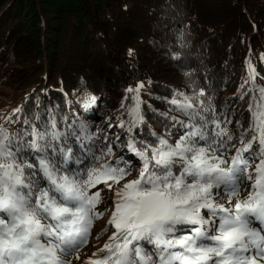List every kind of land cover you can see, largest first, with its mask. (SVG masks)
<instances>
[{
	"label": "snow or ice",
	"instance_id": "1",
	"mask_svg": "<svg viewBox=\"0 0 264 264\" xmlns=\"http://www.w3.org/2000/svg\"><path fill=\"white\" fill-rule=\"evenodd\" d=\"M249 71L254 81L250 63ZM143 88L139 83L127 89L133 102L127 109V149L142 163L134 179H127L130 161L108 159L110 143L100 155L92 152L90 167H80L91 152L85 141L92 139L83 124L61 130L53 114L40 124L23 121L22 131L0 124V264H70L66 258L88 243L95 221L104 215L96 210L101 184L114 195L105 228L114 231L85 264H257V258L264 259V87L253 98L250 138L242 132L238 148L229 113L218 111L203 88L192 95L174 91L167 100L172 107L159 114L186 129L179 139L170 142L167 134L152 132L153 141H137L132 133L146 123ZM96 100L90 97L85 108ZM70 138L86 151L77 155ZM254 142L259 145L255 161L245 155ZM230 148L235 155L226 158Z\"/></svg>",
	"mask_w": 264,
	"mask_h": 264
},
{
	"label": "trees",
	"instance_id": "2",
	"mask_svg": "<svg viewBox=\"0 0 264 264\" xmlns=\"http://www.w3.org/2000/svg\"><path fill=\"white\" fill-rule=\"evenodd\" d=\"M249 63L256 73L251 92ZM2 83L9 92L0 124L10 131H22L25 120L40 124L50 114L58 116L61 130L65 124L86 126L91 152L82 168L105 143L114 146L109 160L124 159L112 128L101 124L108 116L130 118L127 89L139 83L146 123L134 129L137 141H153L152 132L179 139L186 129L159 114L172 107L167 100L174 91L192 95L203 88L218 111L229 113L238 148L242 132L250 138L253 98L264 87V0H0ZM92 96L96 103L85 108ZM69 143L77 155L86 151L79 141ZM258 149L254 142L245 155L255 161ZM228 152L230 158L235 148ZM98 189L111 198L103 184Z\"/></svg>",
	"mask_w": 264,
	"mask_h": 264
},
{
	"label": "rangeland",
	"instance_id": "3",
	"mask_svg": "<svg viewBox=\"0 0 264 264\" xmlns=\"http://www.w3.org/2000/svg\"><path fill=\"white\" fill-rule=\"evenodd\" d=\"M251 80V79H250ZM250 88L252 89H256V83L255 81L251 80V86ZM7 92H9V90L2 84H0V114H2L3 110H2V106L7 103V98L5 97V94H7ZM90 100V97H88V101ZM131 119V118H124L122 114L120 115H113V116H108L106 119H104V123H106V125H104L103 123L101 124V126L103 125L102 128H112L113 131V136L112 138L116 141H119V147L120 149H118L116 152L119 154H122V156H128L127 158H130L131 160H133V157H131V153L128 149H127V143L128 140L127 138H125V136L123 135L124 132V128L125 126L122 128L120 127V123L121 121L124 122V125L126 124L127 120ZM100 126V127H101ZM117 137H120L119 140H117ZM226 158H229L228 154H225ZM134 163V167L132 169V174L130 176L127 177V179H134L136 178V176L138 175L141 167H142V163L139 160V158L137 157V159L135 161H133ZM118 187L117 185H114V188ZM247 191H242V196H247ZM107 195H105L104 193H101V197L105 198ZM113 199H114V195L111 196V198L108 201V208L107 211L104 210V215L102 216V218L98 219L95 221L92 230H91V236L89 238L88 243L79 251V253H73L71 256L67 257L66 259H68L70 261V264H85V261L91 257L92 253L97 252L98 249L100 247L103 246V244L108 240V237L112 234V232L114 231L113 228H108L107 231H105V228L107 226L108 223V219L111 215V210L113 207ZM219 203H224L226 204V200H219ZM105 205V203H104ZM99 237V238H97ZM79 255V259L76 258V256ZM101 255H103L101 253ZM257 264H264V259H259L257 258Z\"/></svg>",
	"mask_w": 264,
	"mask_h": 264
}]
</instances>
